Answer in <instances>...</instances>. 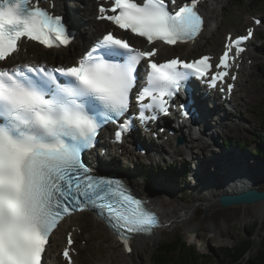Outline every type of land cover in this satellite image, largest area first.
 <instances>
[{
    "label": "snow or ice",
    "instance_id": "obj_1",
    "mask_svg": "<svg viewBox=\"0 0 264 264\" xmlns=\"http://www.w3.org/2000/svg\"><path fill=\"white\" fill-rule=\"evenodd\" d=\"M39 3L0 0V62L11 58L22 38L48 48L70 43L63 18ZM169 3L176 0H112L110 9H99L112 14L99 18L146 38L149 45L195 40L205 23L196 10L198 0L178 10H169ZM248 37L229 36L231 43L217 67L228 68L232 45L238 56L244 51L241 41ZM157 54L156 47L142 51L107 32L73 66H0V264H44L53 230L75 211L104 214L128 251L129 238L122 230L134 234L157 226L155 213L122 181L93 176L82 160V153L94 147L101 125L128 113L142 62L146 83L136 94L141 120L155 118L146 117L147 109L167 112L165 97L174 96L190 75H209L212 67L207 56L157 62ZM225 75L211 74V85ZM128 127L127 119L119 124L117 140ZM67 243H73L71 234ZM63 255L72 264L69 248Z\"/></svg>",
    "mask_w": 264,
    "mask_h": 264
},
{
    "label": "rangeland",
    "instance_id": "obj_2",
    "mask_svg": "<svg viewBox=\"0 0 264 264\" xmlns=\"http://www.w3.org/2000/svg\"><path fill=\"white\" fill-rule=\"evenodd\" d=\"M67 1L70 9H76L78 3L73 0H66V5ZM81 12L83 19V11ZM217 12L222 22V28L220 27L219 31L217 30L218 28H216V36H212L207 45L205 44L203 46L202 43L200 46L194 48L193 54L207 50H221L223 36L226 30L234 29L237 33L244 30L245 26L242 19L245 13L251 12L254 14H261L264 17V0H223V3L218 6ZM212 25L213 23L207 21L208 29L211 28ZM257 44L260 46V49L253 50L252 53H250L251 61L248 63V68L242 78L237 94L238 98L244 96L243 107L241 110H238V113L237 110L236 112L230 111V114L237 113L236 116L238 117L243 114L244 119L249 118L248 120H250V123L244 120L245 122L241 126L242 130H234L230 133L227 128H225L227 131H222L219 128V124H215L213 129L215 131L218 130L216 133L217 137H215L216 140L213 139V135H207L202 131L203 134L197 133L194 135L195 137L193 136L194 138H197L195 144L200 143L201 146L196 147L194 145L191 149L187 146L191 136L187 135L185 142L178 146L179 148H176V141L173 138L164 145L169 152L165 154V158H163L158 151H155L153 153L154 155L152 154L150 160H148L139 153L135 154V151L132 152L131 149H129L131 153H126L125 156L121 154L119 155L120 157L116 156L118 158L117 163H119L117 164L118 166L115 165L116 168L121 167L123 173L128 174L132 180L140 185V192L136 191L138 194H156L159 198L172 200V203L167 207L172 206V204L179 206L196 205L199 209L193 214H184V217L186 216V218H182L174 224L171 223L169 226L162 228V230L160 229L161 235L157 239L158 242L155 243L154 239L150 240L148 248L142 250L141 254L136 252H132L130 255L123 254L122 259H115L116 251H120L121 254L123 252V246L118 242L116 236L101 220L94 221L96 215L90 212H86V214L82 213L78 217L83 220L82 225L80 226L86 233H84L83 236H80V239L84 238L85 241L78 242V248L81 252L77 257L79 263L125 264L124 262L129 258L130 261H132V264H153V255L157 247L164 241L177 239L180 236L188 245L196 244L197 252L205 254L206 258L201 259L196 264H232V258L227 257L225 249L234 247L242 240L252 237L250 234V230L252 229L256 230L252 237L255 247L259 245L264 237V220L256 215L255 206L249 204V207L246 210L242 205L224 207L221 204H218V206L216 205L217 208L215 207L214 212H209L206 208L207 204L204 201H198L195 199V189L197 188L196 184L198 180L202 189L208 192L212 190L211 186L205 185V183L210 184L208 181L202 182L200 180V174L202 172L198 174L199 160H190L188 164H185L187 160L192 159L196 154L204 153L211 163L208 171L209 173L212 172V166H215L214 163L217 162L216 159L219 153L217 152L213 155L211 150L216 148L219 149L221 146L224 147L225 143H233L234 145L232 147L227 145V147H229L227 149L239 148L240 146L243 150L247 149L248 152L255 154L260 139L258 135L264 134V77L263 74L259 72V68L264 64V41L258 39ZM176 52L177 51H173L172 53ZM240 111H242V113H240ZM237 144L239 146H237ZM190 146H192L191 143ZM160 148L162 149V146H160ZM179 149H183L184 152L177 156L175 155V152ZM112 157L114 156L110 155L108 159L110 160ZM135 157L136 160H134ZM175 157L178 159L177 162H174ZM130 158L137 163L132 164ZM108 159H106V161H109ZM260 159L264 161V155L262 158L260 157ZM248 160L252 161L250 158ZM195 161L196 163H194ZM256 161L263 164L262 167H258L264 169V162L259 159ZM141 165H143L145 171H149L153 166L159 167V176L154 177V173H149L150 175L147 176L145 174L144 177H138L139 179H137L134 172H137V169L140 170ZM184 165L187 166L189 172L186 177L183 175V172L185 171ZM125 166L127 168L132 167V170L128 172V169H123ZM111 168H114V164L111 165ZM174 170L177 172L182 171V174H176L177 172ZM235 175L242 174L235 173ZM245 175V178L256 179L258 184L261 179H264V171L256 170ZM197 176L199 179L196 178ZM193 178H195L194 181L192 180ZM236 178L237 177L234 176L232 182H227L224 179H222L221 182L232 184L230 185L231 188L233 187L237 189L243 187V189H245V184L235 181ZM219 182L220 181L215 182L214 184H220ZM160 188H165L167 193H159ZM172 192H174L176 197L171 196ZM87 223L90 226H96L97 232L94 233L92 230H89V228L87 229ZM64 232L65 230H63V237ZM59 233L60 232H58V234ZM55 239L56 238L53 240L54 242ZM85 245L86 247H84Z\"/></svg>",
    "mask_w": 264,
    "mask_h": 264
},
{
    "label": "bare ground",
    "instance_id": "obj_3",
    "mask_svg": "<svg viewBox=\"0 0 264 264\" xmlns=\"http://www.w3.org/2000/svg\"><path fill=\"white\" fill-rule=\"evenodd\" d=\"M53 1L55 4L54 11H56L57 13H64L66 7H68V5H66V0H64L65 6L63 5V0H53ZM80 1H85V3H86L85 10L88 11L87 12L88 14H85V16L83 14V19L81 17L82 20H80V18H79V15L81 13L80 3H82V2L78 3V5L76 6V9H70V13L74 14V16H75L76 20H73V21L76 22V28L78 29L77 38H76L74 43H72L68 48H64V49H46L39 44L33 43V47L36 48L35 49L36 55L34 57L29 55L30 53L26 54L24 52H20L12 60H10L9 65L10 66L23 65V64H26L28 62L42 63V61H45V60L49 61V63L52 65H58V64L62 65L64 63L71 64L77 56L82 54L83 51H85L88 48L89 44L93 43L99 36H101V34H103L107 29L110 28V25H108L104 21H98L96 18H94L93 20H90L91 18L89 15L90 14L95 15V13H96L95 11H96V5L97 4H96L95 0H80ZM51 2L52 1L49 0L45 3L50 7ZM222 3H223V0H209V1H205L203 3V12L205 13V15L207 17V21H209V23L215 24L218 28L217 29L218 31L220 30L222 22L218 16L217 11H218V6ZM67 10H68V8H67ZM68 12H69V10H68ZM206 29L202 33L201 38H200L201 40H203L200 43V44L203 43V46L205 44L207 45V43L210 41V36L208 35V33L210 32V28L208 29L206 27ZM216 34L217 33H215L214 36H216ZM197 45H199V42H197L195 44H190L191 50L188 52V54H190L192 51H194L193 49L196 48ZM211 52L216 53L217 51L214 49V50H211ZM167 54L168 53H166V55ZM170 55H171V53H170ZM243 102H244V98H243ZM242 104L243 103L240 102V103H238V105H236V107H238L237 113H238V110L242 109V107H243ZM247 104H248V102H247ZM217 106H218V108L215 109V111H208V110H206V108L202 104H200L201 116L204 118V121H205V124H204L202 131L207 135H209V134H211V136L213 135L214 140H216L215 137H217L216 133L218 132V130L215 131L213 129V126L215 124H219L220 130H222V131L228 130L230 133H232L234 130H242L241 126L243 125V123L245 121L246 122L248 121L250 123V120H248L249 118L244 119L243 114H241V116H239V117L236 116L237 113L230 114V112L228 113V112H226V110H224L225 106L224 105L222 106V104L219 102L217 103ZM240 113H242V111H240ZM221 115H223L224 118ZM225 128H227V130H225ZM171 138H174V137H171ZM141 141L143 143H148L147 140H145L143 137H142V140L140 139V137H138V141L136 144H139ZM195 141H197V138H194L191 135V139L189 140V144L187 145L188 148L191 149V148H193L194 145L196 147L201 146L200 143L195 144ZM154 142H155V144H154ZM154 142H153V144H151L152 147L150 149V153H148V157L150 155H152L155 151H158L163 156V158H165V154L169 153L166 150V147L164 146L165 143H167V142H163L162 144H159L160 142L158 143L156 140H154ZM190 143L192 144V146H190ZM160 146H162V149L160 148ZM176 148H179V147L177 146ZM241 149L242 148H231V149L227 150L225 147H222V146L219 147V149L218 148L212 149L211 153L213 155H215L217 152L219 153V155L216 159L217 162L214 163L215 166L214 165L212 166V172H210V173L208 171V168H210L211 163H210V160L208 159V157L204 153L196 154L194 157H192V159H189L185 162V164H188L190 160L191 161L195 160V159L199 160L198 174L200 172H202L200 174V180L202 182L208 181L210 184L205 183V185L211 186L212 190L208 192V191H205L204 189H202V186L200 185V182L198 180L197 184H196L197 188L195 189V199L198 201H200V200L204 201L207 204L206 208L209 210V212L215 211L216 205L218 206V204H221L220 203L221 196H223L225 194H235V193H238L240 191H244L246 189H252V188L264 190V179H261L259 184L255 181V183H253V184L244 185V186H246V187H244L245 189H243V187H239L237 189L233 188V187L231 188L230 185H232V184L221 182L222 179H224L227 182H232V178L234 176H236L237 178L235 179V181L239 182V179H240L241 183L245 184V176H246L245 174H247V173L250 174L256 170L264 171L263 168H259V167H262L263 164L256 161L257 160L256 157H252L247 149H244V150L243 149L241 150ZM183 152H184L183 149H179L178 151L175 152V155L179 156V155L183 154ZM196 153H198V152H196ZM213 155H212V157H213ZM249 158L252 161H249L248 160ZM177 160L178 159L175 157L174 162H177ZM95 161L98 162V164L100 165V170H101L102 160L100 158H93L92 162H95ZM260 161H262V160H260ZM262 162H264V161H262ZM235 173L242 174V175H235ZM255 173H257V172H255ZM215 176H217V177H215ZM127 178H128V181L130 182V184H132L133 188L137 192H140V185L137 182H135L134 180H132L129 176H127ZM196 178L199 179L198 176ZM194 179L195 178H193L192 180L194 181ZM250 179H254V178H249V180ZM218 181H220L219 182L220 184H214L215 182H218ZM248 186H250V187H248ZM159 193H161V194L167 193V190L165 188H160ZM143 194L144 193H139L140 196H143L146 198V200H148L149 204L154 209H156L157 211L160 212L163 219H165V222H171L172 224H174L175 222H178V220L184 218V214H186V213H187V215L193 214L194 212H196L199 209V207L196 205L179 206L176 204H172V206L167 207L168 205H170L172 203V200L159 198L158 196H156V194H144V195ZM171 196L176 197L174 192L171 193ZM239 205H242L243 207H245L246 210L249 207V204H239ZM252 205L255 206V208H256V215L259 218L264 220V201L254 203ZM84 214H86V212H84ZM78 216L79 215H77V216L73 215L71 217L72 219L68 218L66 221H64L62 223V226H63V227L61 226L62 229L60 230V228H61L60 227L54 233L53 240H54V238H56V239H55L54 244L51 243V247L52 246L56 247L57 245L63 246L66 244V241L64 242L62 239L63 230H65V232H66V230L68 228L72 227V225H78V224L82 225L83 220ZM96 216L94 217V221L99 220ZM83 224H84V222H83ZM88 228H89V230H92L94 233L97 232L96 226H90L87 223V229ZM161 230L155 229L154 234H152L150 236L137 237L135 240V243H134V252L141 254L142 250L148 248L150 240L154 239L155 243H157L158 242L157 239L161 235ZM261 230H262V228H261ZM58 232H60V233L58 234ZM53 252H54V249H53ZM125 253H126V250L124 247H123L122 254L120 253V251H116L115 259H122L123 254L125 255ZM49 255L52 256L51 254H49ZM54 256H55L54 258H58L56 255H54ZM131 262L132 261H130V259L127 258L126 262H124V263L125 264H132Z\"/></svg>",
    "mask_w": 264,
    "mask_h": 264
},
{
    "label": "trees",
    "instance_id": "obj_4",
    "mask_svg": "<svg viewBox=\"0 0 264 264\" xmlns=\"http://www.w3.org/2000/svg\"><path fill=\"white\" fill-rule=\"evenodd\" d=\"M259 72L264 77V64ZM258 137L260 139L254 156L260 159L264 155V134H260ZM174 171L177 172L176 170ZM159 172V167L156 166H153L149 171H145L142 167L139 171L140 174L146 175L154 173V177L159 176ZM176 174H182V172L178 171ZM183 175L186 177L188 173H184ZM255 231V229L250 230L252 237ZM252 237L242 240L234 247L225 249L227 257L232 258V264H264V237L257 247H255ZM204 256L197 252L196 245H188L180 236L177 239L164 241L157 247L153 255V264H196Z\"/></svg>",
    "mask_w": 264,
    "mask_h": 264
},
{
    "label": "water",
    "instance_id": "obj_5",
    "mask_svg": "<svg viewBox=\"0 0 264 264\" xmlns=\"http://www.w3.org/2000/svg\"><path fill=\"white\" fill-rule=\"evenodd\" d=\"M182 139H179V143ZM264 201V190L252 188L244 191H240L235 194H225L221 196L220 203L224 207H230L239 204H254Z\"/></svg>",
    "mask_w": 264,
    "mask_h": 264
}]
</instances>
